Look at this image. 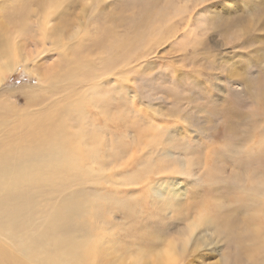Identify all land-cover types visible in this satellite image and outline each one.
Listing matches in <instances>:
<instances>
[{"label":"rangeland","instance_id":"374dc122","mask_svg":"<svg viewBox=\"0 0 264 264\" xmlns=\"http://www.w3.org/2000/svg\"><path fill=\"white\" fill-rule=\"evenodd\" d=\"M100 1L98 10L90 0L85 11L75 10L81 21L76 17L73 30L66 33L69 45L66 50L61 48L62 55L52 46V50L39 56L38 46L33 47L29 42L23 46V38L18 37L16 41L24 54L16 58L14 54L9 58L0 56V68L5 62L12 64L0 80V160L10 162V158L36 152L31 147L35 144L34 138L41 144L61 145L57 150L64 161L60 168L47 163L38 169L11 163L6 168L16 166L18 171H13L19 174L6 175L7 185L4 191L0 189V200H23L27 205L38 203L45 211L68 199L83 204L100 202L102 209L100 206V212L94 214L95 221L74 220L68 213L61 219L74 239L96 238L100 244L105 240L107 245L108 229L119 223L122 226L135 223V219L129 220L123 211H118L120 197H142L144 200L140 202L152 204L161 200L160 208L154 210L162 216L157 222L168 223L166 231L173 232L188 222L189 212L183 208L188 206V201L195 202L198 191L199 194L208 192L211 195V198L206 195L208 201L217 203L219 212L214 215L213 223L198 226L196 233L202 237L203 246L182 264H189L193 259L200 264H257L264 259V254L249 258L239 250L234 235L245 230L249 220L264 222V194L256 193L254 198L249 194L242 200L233 199L230 194L236 184L232 178L243 175L249 168L248 163L253 162L252 153L256 149L248 150L250 145L249 155L243 149L247 133L254 136L264 133V113L255 114L264 86V0H235V3L221 0L220 14L213 16L198 15L212 0H171L172 12L157 30V45L147 44L138 49L124 69L99 72L93 71V66L102 63L96 47L83 45L81 32H76L85 28L86 18L93 36L99 18L126 17L131 11L123 7L132 8L141 0ZM165 1L168 0H161L159 6L165 5ZM10 8L0 0V24L6 23L4 19L9 16ZM36 19L33 17V21ZM52 66L61 70L52 72ZM70 101L74 107L63 112L59 104ZM76 107L79 109L75 111ZM49 113L52 115L48 116ZM252 113L261 117L259 121L254 117L260 123L258 128L254 122L249 123ZM41 122L44 126L47 124L48 131L43 139L32 136V129L41 126ZM148 125L160 129V145L172 147L171 152L192 149L200 157L208 146L222 151L223 156L217 158L221 161L215 162L222 169L213 167L212 171H205L198 163L193 174L172 176L167 188L164 186L162 190L171 200L167 205L162 202L164 197L157 194L150 199L144 190L136 192L137 185H121L122 173L139 172V168L129 164L130 168L120 172H114L117 169L113 168L109 171L106 167L111 152L123 137L124 142L130 140L133 145L138 132ZM52 136L54 139L48 141ZM142 156L138 154L139 160ZM215 177L217 182L211 184ZM46 178H51V185L57 181V186L49 185ZM221 185L225 186L224 193H211L210 188L217 190ZM234 190L245 195L241 189ZM138 208L127 214L137 216ZM150 208L139 212L148 214L153 205ZM25 209L30 212L31 207L28 205ZM41 216L36 218L39 220ZM157 218L149 216L142 220H150L149 228ZM15 229L21 236L20 221ZM225 229L230 232L226 234ZM253 245L248 243L249 247ZM205 256L214 258L205 260Z\"/></svg>","mask_w":264,"mask_h":264},{"label":"bare ground","instance_id":"6f19581e","mask_svg":"<svg viewBox=\"0 0 264 264\" xmlns=\"http://www.w3.org/2000/svg\"><path fill=\"white\" fill-rule=\"evenodd\" d=\"M2 1L11 7L8 10L9 16L4 19L6 23L0 24V56L5 58H9V55L13 56V54L15 58L17 55L21 56L22 53L24 54L16 41L18 37L23 38L21 40L23 46L28 42L33 47L38 46L39 56L45 51L52 50V46L58 49L59 55H62L61 48L66 50V46L69 45L67 39L70 38L66 39V33L73 30L76 17L79 22L81 21V17L76 14L75 10L79 8L85 11L89 5V0ZM90 1L95 4L98 10L101 1ZM160 1L141 0L140 4L134 3L132 8L123 7L124 10L131 11V14L123 18L100 16L101 18L98 19L99 26L93 36L90 22L85 18V28L80 29L76 33L81 32L83 45L87 46L88 44L89 48H92V45L96 47L98 59L102 63L98 66H93V71L96 69L101 72L117 67L124 69L134 58L138 49L144 48L147 44L157 45V30L172 12L171 0L165 1V5L159 6ZM33 17H37V19L33 21ZM52 22L53 24H51ZM95 25H98L97 21ZM121 26L123 28L119 29ZM32 29L36 30V33ZM85 46L83 47L85 48ZM56 66H52V72L61 70V68H55ZM11 68L12 64L6 62L1 66V81L4 78L3 73ZM261 91L258 106L255 107L257 108L255 114H259L262 111L264 113V86H262ZM100 101L103 104L101 99ZM71 103L72 101L59 104L60 109L65 112L66 109L73 108L74 106ZM76 109L79 108L76 107L75 111ZM50 115L52 114L49 113L48 116ZM250 117L251 121L249 123L254 122L255 128H258L260 123H257V119L259 121L261 117L254 114H250ZM38 122L36 123L37 126ZM32 132V136L40 139L45 138L48 134L47 124L44 126V123L41 122V126L39 125L37 129H32ZM138 133L139 136L135 135L137 139H134L133 145L130 140H128L129 142H124V137L117 142L118 145L111 152L108 167L106 168L109 171L113 168L114 170L117 169L114 172H120L121 169L130 168L131 164H136L139 172L126 171V174L122 173L124 182H120V184L137 185L134 190L136 192L137 189H141L142 192L144 190V194L150 199L155 196L154 194H157L164 197L162 200L164 205L169 204L171 200L166 197L168 194L164 195L162 191L164 186L165 189L167 188L168 179L176 176V174L181 176L183 174H193L192 172H194L198 163L203 165L205 171H212L213 167L222 169L220 164L217 165L215 163L221 161V158H217L223 156L222 151L217 152L213 150L214 147L208 146L207 151H202L204 154L200 157L197 155L196 157L194 150L190 151L192 149L184 151L177 149L179 151L174 153L170 151L172 147H166L167 144L163 143V146L160 145L162 132L159 128L148 125ZM259 135L254 136L250 132L247 133L246 143L243 147L245 154L249 155L250 152L248 150L250 149H256V151L252 153L253 162L248 163L249 168L247 171L243 175L238 176L234 173L236 176L232 178V181L236 179V184L233 187L241 189L245 195H240L232 187L233 192L230 197L233 199L242 200L247 199L249 194H253V198L258 195L256 193L264 194V133ZM28 137L30 136L26 138ZM53 139L54 136L48 141ZM33 140L35 144L31 147L36 149V152L28 153L26 156L16 159L10 158V162L8 160H0L1 191H4V186L6 187L7 185L4 180L6 175L10 172H15L13 169L18 171L16 166L14 168H6L11 163L21 168L37 169L47 163L60 168V165L64 163L57 150L62 148L61 145L58 143L41 144L40 141L34 138ZM32 143L33 141L31 140L30 144ZM131 145L133 146L132 150ZM250 145L251 147L248 148ZM144 152L145 154L142 156ZM139 153L142 156L140 160L138 158ZM198 174L195 173L194 175ZM111 176L113 177V175ZM46 179L51 185V178ZM215 182H217L216 177L212 179L211 184ZM56 184L57 181L51 186L56 187ZM211 187L213 186L211 185ZM210 191L211 193L216 192V190H211V188ZM199 192L195 193V195H198L195 196V202L187 200L188 206L183 207L189 212L186 216L188 222H185L183 226L173 232L168 229L167 231H157L158 226L162 229L168 227V223L163 222L161 224V222H157L162 216L154 213V210L160 208L161 200L152 204L151 201L140 202L142 197L125 199L120 197L121 201L119 200L118 211H123V216L129 220L135 219V223L127 226H122L119 223L108 229L105 239L108 237L110 245L108 243L107 245L104 244L105 240L100 244L96 238H89L90 240L81 239V241L74 239L67 230L68 226L61 219L62 215L64 216L68 213L74 220L76 218L83 221H92L94 214L100 212V202L89 201L83 204L78 200L68 199L65 202L60 201V206H57V204L54 208L47 209V211L42 209L40 204L33 203L28 204L31 207L29 212V210L25 209L28 206L26 201L10 198L2 199L0 200V264H71L74 262L78 264H182L192 255L200 252L203 246L202 237L196 233L198 226L203 223H213L214 215L219 212L218 204L208 201L206 195L209 193L202 192L199 194ZM208 196L211 198V195ZM114 201L117 202L118 200ZM151 205H153L154 209L150 213L141 214L139 212L140 209L151 210ZM137 206H139L137 216L127 214L132 211L134 213ZM39 214H42V216L38 220L36 216ZM149 216L158 218L151 227L147 228L150 220H142V218ZM114 217L115 212L112 213V218ZM18 221H20V226H22L21 236L15 229ZM255 221L249 220L245 224L246 229L234 235L239 250L246 252L249 258H255L260 253L264 254V222L261 219L258 220L259 222ZM226 230L228 229L224 230L225 233L227 232ZM112 236L116 238L113 239ZM250 242L254 245L249 247L248 243ZM113 255H116V257L111 258ZM257 262V264H264V259Z\"/></svg>","mask_w":264,"mask_h":264},{"label":"snow or ice","instance_id":"6c2138e0","mask_svg":"<svg viewBox=\"0 0 264 264\" xmlns=\"http://www.w3.org/2000/svg\"><path fill=\"white\" fill-rule=\"evenodd\" d=\"M233 3H235V0H232ZM221 7V0H212L211 3H206L201 9L198 15L202 14H208L210 16L213 15H219L220 13L218 12V9ZM217 192L224 193L225 191V186L221 185L219 188L216 190ZM157 231H166V229H162L159 226L157 227ZM214 257L212 256H205V260L213 259ZM189 264H200L199 260L193 259L189 262Z\"/></svg>","mask_w":264,"mask_h":264}]
</instances>
